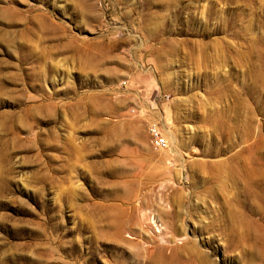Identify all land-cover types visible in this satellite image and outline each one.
<instances>
[{"label":"rangeland","instance_id":"374dc122","mask_svg":"<svg viewBox=\"0 0 264 264\" xmlns=\"http://www.w3.org/2000/svg\"><path fill=\"white\" fill-rule=\"evenodd\" d=\"M0 264H264V0H0Z\"/></svg>","mask_w":264,"mask_h":264},{"label":"built area","instance_id":"2783aa9c","mask_svg":"<svg viewBox=\"0 0 264 264\" xmlns=\"http://www.w3.org/2000/svg\"><path fill=\"white\" fill-rule=\"evenodd\" d=\"M159 127L160 126L156 123H151L150 127H148L151 145L157 149L168 148V138L161 132Z\"/></svg>","mask_w":264,"mask_h":264}]
</instances>
